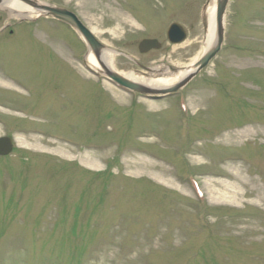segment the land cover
Returning a JSON list of instances; mask_svg holds the SVG:
<instances>
[{
	"label": "rangeland",
	"instance_id": "rangeland-1",
	"mask_svg": "<svg viewBox=\"0 0 264 264\" xmlns=\"http://www.w3.org/2000/svg\"><path fill=\"white\" fill-rule=\"evenodd\" d=\"M42 1L75 12L119 72L171 77L206 51L207 0ZM30 21L0 9V137L15 141L0 264H264V0H231L221 52L160 98L89 73L67 25ZM148 38L161 48L141 53Z\"/></svg>",
	"mask_w": 264,
	"mask_h": 264
},
{
	"label": "water",
	"instance_id": "water-1",
	"mask_svg": "<svg viewBox=\"0 0 264 264\" xmlns=\"http://www.w3.org/2000/svg\"><path fill=\"white\" fill-rule=\"evenodd\" d=\"M10 1H18L22 4L32 7L33 9L38 10L39 17L54 18L70 25L81 36L85 44L88 46L89 54H91L96 59L100 67L97 73L105 75L109 79L129 90L136 91L144 95H167L178 92L183 87H185L193 78H195L203 69H205L221 51L225 35L226 10L230 0L216 1L215 33L212 45L207 49L204 55L192 66V71L189 74L180 79L177 84L165 89L151 88L143 84L131 81L123 77L113 68H110L102 59L103 52L110 49L107 48V46L102 42H100L94 36L92 31L87 26H85V24L72 11L66 8L44 3L39 0H0V6ZM209 3L210 0H208L207 4L204 6L202 14V22L205 30H207L208 28L207 9ZM168 38L173 43H179L185 40L186 32L179 24L174 23L169 28ZM159 48H161V44L157 39H144L139 44V50L141 53H146L152 49ZM139 66L146 70L149 75L155 73L153 72V68H148L142 65ZM169 69H171L173 72H178L179 70H184L185 68L178 70L169 67ZM12 151V139L8 136L0 137V156L9 155Z\"/></svg>",
	"mask_w": 264,
	"mask_h": 264
},
{
	"label": "bare ground",
	"instance_id": "bare-ground-1",
	"mask_svg": "<svg viewBox=\"0 0 264 264\" xmlns=\"http://www.w3.org/2000/svg\"><path fill=\"white\" fill-rule=\"evenodd\" d=\"M1 9H4L6 11H8L10 14L18 16V17H32L34 15H38V10L33 9L27 5H24L18 1H10L7 2L5 4H3L1 6ZM207 17H208V29L206 31V43H205V49L207 50L213 43V38H214V33H215V18H216V0H211V3L207 9ZM116 52L112 51V50H106L103 52L102 54V59L103 61L110 67L113 68L112 66V61L114 56H116ZM87 62L88 64L91 66V68L93 69H97L100 68L97 61L95 60V58L92 55H89V57L87 58ZM179 70V69H178ZM192 71V67H187L184 70H179L178 72H171V77H168L169 75L167 73H169V70H167V67H163V66H157L156 68H153V74L149 75L145 72H140L142 76H138L136 74H134L133 72H120V74L137 83L143 84L145 86L151 87V88H156V89H165L170 87L173 82H175L176 80H180L182 78H184L187 74H189ZM156 72H163V75L160 77L156 76ZM148 75V76H147ZM0 84L4 85V86H8L9 88H13V85H11L8 81L6 80H2L0 78ZM118 95H120L121 93L117 92ZM122 97V94L120 95ZM152 105H158V103H150ZM64 153V152H62ZM89 156H91L89 154ZM88 155H85V157H82V161L84 162V164H89V157ZM214 194V193H213ZM225 196V194L221 195V198H223ZM214 198H217L213 195Z\"/></svg>",
	"mask_w": 264,
	"mask_h": 264
}]
</instances>
